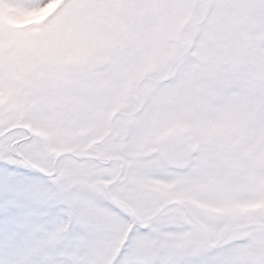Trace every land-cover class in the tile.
<instances>
[{"label":"snow or ice","instance_id":"obj_1","mask_svg":"<svg viewBox=\"0 0 264 264\" xmlns=\"http://www.w3.org/2000/svg\"><path fill=\"white\" fill-rule=\"evenodd\" d=\"M0 264H264V0H0Z\"/></svg>","mask_w":264,"mask_h":264}]
</instances>
